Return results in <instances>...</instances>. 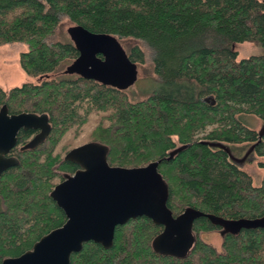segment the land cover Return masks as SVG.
I'll list each match as a JSON object with an SVG mask.
<instances>
[{
    "label": "trees",
    "instance_id": "obj_1",
    "mask_svg": "<svg viewBox=\"0 0 264 264\" xmlns=\"http://www.w3.org/2000/svg\"><path fill=\"white\" fill-rule=\"evenodd\" d=\"M64 19L133 40L127 52L140 64L147 46L158 87L134 99L92 79L58 76L79 55L71 38L60 37ZM15 42L28 46L20 64L39 81L0 85V110L47 113L52 128L34 148L25 146L35 130H21L11 152L19 164L0 174V263L66 221L51 191L80 167L66 158L80 145L66 137L91 123L90 139L108 147L111 165L163 159L175 217L191 208L232 222L264 219V175L255 185L226 147L249 143L248 158H264V130L241 117L264 122V53L239 59L235 49L264 48V0H0V46ZM259 166L264 171V160ZM163 229L146 216L130 219L117 226L113 247L86 242L71 264H264V224L226 231L220 252L200 233L224 227L198 216L195 243L182 257L155 249Z\"/></svg>",
    "mask_w": 264,
    "mask_h": 264
},
{
    "label": "water",
    "instance_id": "obj_2",
    "mask_svg": "<svg viewBox=\"0 0 264 264\" xmlns=\"http://www.w3.org/2000/svg\"><path fill=\"white\" fill-rule=\"evenodd\" d=\"M67 31L79 55L66 66V74L120 90L136 83L138 63L130 58L116 35L96 33L78 24L70 25ZM51 128L47 113H10L4 104L0 110V174L19 164L17 157L8 154L18 144L21 130H40L25 146L34 148L45 141ZM108 153V147L98 142L80 145L67 153L66 158L80 167L51 191L52 198L65 212L66 221L43 235L31 249L7 257L0 264H71L72 254L81 251L86 242L94 241L105 249L113 247L117 226L141 216L164 226L154 240L155 249L179 257L186 256L195 243L193 221L198 216L206 215L221 224L222 235L236 225L264 224V219L227 221L191 208L175 217L167 205L168 185L159 172L163 159L125 167L111 165ZM174 243L178 248H173Z\"/></svg>",
    "mask_w": 264,
    "mask_h": 264
},
{
    "label": "rangeland",
    "instance_id": "obj_3",
    "mask_svg": "<svg viewBox=\"0 0 264 264\" xmlns=\"http://www.w3.org/2000/svg\"><path fill=\"white\" fill-rule=\"evenodd\" d=\"M70 25H72V23H70L67 19L63 20V23L59 29L61 38H70L67 31ZM133 43V40L122 41V44L126 50H128ZM143 47L146 53V61L142 64L138 63V80L133 86L127 89L130 96L134 99H140L145 93L151 92L158 87L157 75L153 68L152 51L145 45ZM27 49L28 46L21 42L7 43L0 46V85L5 90H9L25 82L39 81V78H34L28 75L20 64V54ZM235 49L239 52V59L264 53V48L262 46L248 42L237 43L235 45ZM66 66L64 69H66ZM57 75L65 77L74 76L66 73H58ZM241 117L246 125H248L250 128L255 129L256 131L263 130L264 122L257 116L242 115ZM94 125V123H91L80 131H75L73 133L71 132L66 137V139L76 146L90 143V141L92 142V139H90L91 137L89 134L90 131L93 130ZM249 146V143H242L228 144L226 147L229 149L231 159H233L244 170H246L252 176L254 184L258 186L262 183L264 175L263 169L259 166V161L264 160V158L257 155H251L248 158L250 153V150L248 149ZM200 237L206 242L215 246L218 251H223V235L221 234L220 230L201 232ZM176 244L177 243L173 244V248H178Z\"/></svg>",
    "mask_w": 264,
    "mask_h": 264
},
{
    "label": "flooded vegetation",
    "instance_id": "obj_4",
    "mask_svg": "<svg viewBox=\"0 0 264 264\" xmlns=\"http://www.w3.org/2000/svg\"><path fill=\"white\" fill-rule=\"evenodd\" d=\"M31 130V129H30ZM40 130H35V131H33V133L31 134V136L28 138L29 140L28 141H30L38 132H39ZM14 149V148H13ZM12 149V150H13ZM12 152V151H11ZM9 153L8 154V156H14L12 153Z\"/></svg>",
    "mask_w": 264,
    "mask_h": 264
}]
</instances>
